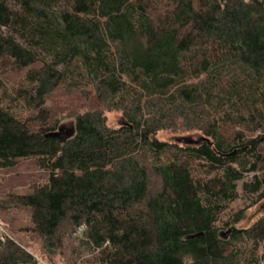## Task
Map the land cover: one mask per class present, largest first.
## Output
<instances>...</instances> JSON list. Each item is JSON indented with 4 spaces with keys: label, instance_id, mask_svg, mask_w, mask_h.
Segmentation results:
<instances>
[{
    "label": "trees",
    "instance_id": "obj_1",
    "mask_svg": "<svg viewBox=\"0 0 264 264\" xmlns=\"http://www.w3.org/2000/svg\"><path fill=\"white\" fill-rule=\"evenodd\" d=\"M50 3L0 0V169L48 173L0 211L51 263L264 264V215L233 213L264 200V0H98L75 30ZM0 264L44 263L1 226Z\"/></svg>",
    "mask_w": 264,
    "mask_h": 264
},
{
    "label": "rangeland",
    "instance_id": "obj_2",
    "mask_svg": "<svg viewBox=\"0 0 264 264\" xmlns=\"http://www.w3.org/2000/svg\"><path fill=\"white\" fill-rule=\"evenodd\" d=\"M59 13L63 23L71 30H75L76 23L88 15L95 14L98 9V0H49ZM24 73L8 74L13 82H18ZM107 124L112 128H118L126 123L123 114L120 111H109L106 113ZM65 127L73 126L72 120L64 122ZM194 136L197 134H174L169 131H161L158 138L162 141L177 142L176 138L180 136ZM180 143V142H179ZM48 179V173L40 169L34 160H25L20 162L14 168L0 169V195L9 192L28 193L34 185L44 184ZM250 208L246 212V217L237 227L245 228L251 226L256 220L264 215V200L260 202H245L239 200L233 205V213L245 206ZM30 225V216L21 209H11L0 211V226L6 234L24 245L29 251L34 253L44 264H64V258L58 255L53 263L48 261L40 249L35 236L26 231ZM228 229L223 230L224 237L228 238Z\"/></svg>",
    "mask_w": 264,
    "mask_h": 264
},
{
    "label": "water",
    "instance_id": "obj_3",
    "mask_svg": "<svg viewBox=\"0 0 264 264\" xmlns=\"http://www.w3.org/2000/svg\"><path fill=\"white\" fill-rule=\"evenodd\" d=\"M74 128H68V127H61L58 131L50 133L48 136L55 137L59 140V142L66 141L74 134ZM177 142H180L182 144H199L204 141H208L209 145H212L211 141L205 137L198 136L195 138L194 136H180L176 138Z\"/></svg>",
    "mask_w": 264,
    "mask_h": 264
},
{
    "label": "built area",
    "instance_id": "obj_4",
    "mask_svg": "<svg viewBox=\"0 0 264 264\" xmlns=\"http://www.w3.org/2000/svg\"><path fill=\"white\" fill-rule=\"evenodd\" d=\"M1 227V226H0Z\"/></svg>",
    "mask_w": 264,
    "mask_h": 264
}]
</instances>
